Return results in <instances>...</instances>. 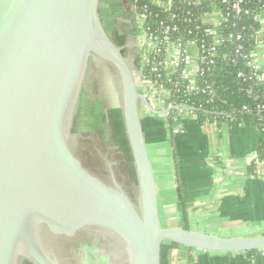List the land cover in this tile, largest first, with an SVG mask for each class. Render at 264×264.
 Returning a JSON list of instances; mask_svg holds the SVG:
<instances>
[{
  "label": "water",
  "instance_id": "obj_1",
  "mask_svg": "<svg viewBox=\"0 0 264 264\" xmlns=\"http://www.w3.org/2000/svg\"><path fill=\"white\" fill-rule=\"evenodd\" d=\"M108 1L0 0V264H57L47 254L45 231L71 237L89 228L123 243L128 264H165L170 245L264 250V236L225 238L161 225L141 107L165 112L139 92L109 35ZM94 61L112 71L120 88L134 193L95 176L70 144L80 136Z\"/></svg>",
  "mask_w": 264,
  "mask_h": 264
},
{
  "label": "crops",
  "instance_id": "obj_2",
  "mask_svg": "<svg viewBox=\"0 0 264 264\" xmlns=\"http://www.w3.org/2000/svg\"><path fill=\"white\" fill-rule=\"evenodd\" d=\"M257 21L259 29L250 63L262 69L264 10ZM138 63L139 59L136 68ZM167 115L163 114L164 119L160 120L157 116L161 115L141 107L147 151L157 184L159 216L163 214L169 221L165 227L186 226L225 238L264 236V161L250 170L260 141L259 130L249 124L199 123L188 115L171 128ZM177 128L180 132L173 133ZM126 146L124 150L130 155L128 143ZM181 203L186 207V221L180 212ZM172 248L169 247L165 264H264V250L248 255L176 247L178 253L173 257Z\"/></svg>",
  "mask_w": 264,
  "mask_h": 264
},
{
  "label": "trees",
  "instance_id": "obj_3",
  "mask_svg": "<svg viewBox=\"0 0 264 264\" xmlns=\"http://www.w3.org/2000/svg\"><path fill=\"white\" fill-rule=\"evenodd\" d=\"M167 1L171 2L170 6L167 9H161L151 0H127L130 6H135L137 14L146 17L151 32L157 31L158 33L160 22L175 26L177 30L170 32L169 37L183 44L192 41L196 45L195 49L204 45L206 49L204 56L207 55L213 43L211 38L205 37L202 33L204 28L211 27V25L202 23L201 18L213 10H225V13L231 15L230 21L226 24L222 23L218 28V35L221 38L227 39L238 34L243 37L242 42H228L217 46L212 62L201 64L204 72L198 79L200 90L197 92L189 94L185 90L187 80L179 73L168 78L162 76L158 82L171 91L172 103L188 106L193 110L199 123L208 122L220 125L223 122L233 121L232 123L254 125L260 132V141L256 148L255 159L250 165V170L253 171L259 163L264 161V81H260L263 71L253 68L250 64L251 53L255 48L256 33L259 29L256 18L264 8V0H244L243 7L249 10V15L242 16L240 19L233 17L228 6L235 0H195L199 4L194 6H187L185 0ZM239 44L241 51L236 52ZM158 55L157 59H163V48L160 49ZM151 68L152 64L144 68V74L154 80L156 75L152 73ZM209 90L213 92L212 102L209 101ZM175 113L176 111H171L167 116L168 125L171 128L177 123ZM121 123L124 129L122 119ZM122 134L125 135L124 132ZM180 212L186 221V207L182 203ZM171 247L179 246L170 245ZM258 252L246 254L254 255Z\"/></svg>",
  "mask_w": 264,
  "mask_h": 264
},
{
  "label": "flooded vegetation",
  "instance_id": "obj_4",
  "mask_svg": "<svg viewBox=\"0 0 264 264\" xmlns=\"http://www.w3.org/2000/svg\"><path fill=\"white\" fill-rule=\"evenodd\" d=\"M104 19L109 35L120 48L134 73L139 59V50L136 48L138 36L131 24V16L124 0L108 1ZM101 66L105 67L100 63ZM98 85L92 69L87 79V93L83 97V110L79 112L80 136L74 138L70 144L95 176L109 185L116 182L123 189L134 193L135 185L130 179L132 159L124 150L127 145L121 140L124 135L114 122H110L108 117L102 115L104 114L100 111L102 108L98 107L102 105L101 98L97 96ZM124 138L126 139V135ZM114 143L117 149L114 148ZM111 146L114 149H111ZM45 232L43 239L47 254L57 264H128L124 244L98 229H84L71 237L54 236L48 231Z\"/></svg>",
  "mask_w": 264,
  "mask_h": 264
},
{
  "label": "built area",
  "instance_id": "obj_5",
  "mask_svg": "<svg viewBox=\"0 0 264 264\" xmlns=\"http://www.w3.org/2000/svg\"><path fill=\"white\" fill-rule=\"evenodd\" d=\"M153 4L157 5L158 8L167 9L171 2L167 0H151ZM187 6H194L199 4L195 0H185ZM136 3V1H135ZM229 3V2H228ZM227 4V3H223ZM244 0H235L229 3V8L233 13L235 19H240L242 16H248L249 10L243 7ZM134 10L131 12V19L134 20L135 28L137 29V38L139 39V48L142 54L139 55V63L136 71L134 73L137 88L140 93H142L148 100L150 106L154 109L164 108L165 114H169L171 111H176L175 119L178 122L182 120L183 116L188 115L197 120L196 115L193 110L184 104H173L171 101L172 93L169 89L165 88L162 83L158 80L162 76L172 77L176 74H180L184 79L187 80L186 91L190 93H195L200 90L199 78L203 68L201 64L211 63L212 58L215 55L216 47L225 45L228 42L237 43L242 42L243 37L238 34L233 37H228L227 39L221 38L218 35V28L222 23L230 21L231 15L225 13V10H213L211 13L205 14L201 18V22L205 24H210L211 27L204 28L202 33L205 37L212 39L213 46L208 50L207 55L204 45L195 49L196 45L194 42L190 41L183 44L180 41H174L169 37L170 32L176 31L175 26H168L163 22L159 23V31L151 32L149 22L146 17L141 14H137L135 11V6H131ZM264 10V8H263ZM262 10V11H263ZM258 16V15H257ZM175 18V16H173ZM257 19V18H256ZM235 26V24H233ZM201 28V26H200ZM164 49L163 59H157L160 49ZM241 51V45L237 46L236 52ZM152 64L151 71L156 75V79H151L144 74V68ZM251 64V63H250ZM252 66V65H251ZM255 68V67H253ZM256 69V68H255ZM263 73L260 76V81H264V68L261 69ZM156 95L158 97H156ZM209 101H213V92L209 90L208 92ZM154 109V110H155ZM168 116V115H167ZM231 123L233 121H230ZM176 124V123H175ZM180 132V128L173 129V133ZM179 249V247H177ZM176 247L172 248L171 255L174 257L178 253Z\"/></svg>",
  "mask_w": 264,
  "mask_h": 264
},
{
  "label": "rangeland",
  "instance_id": "obj_6",
  "mask_svg": "<svg viewBox=\"0 0 264 264\" xmlns=\"http://www.w3.org/2000/svg\"><path fill=\"white\" fill-rule=\"evenodd\" d=\"M124 4L127 6L128 13L131 14V12H133L134 10L128 4L127 0H124ZM131 21H132L131 24L133 25V28L135 29V32L137 34L138 31L135 28L134 20L131 19ZM138 43H139V39H138ZM136 48H138V50H139L138 54L139 55L142 54V52L139 48V44L136 45ZM96 66H98V68ZM99 67H100V63L94 61V63H93V74L97 78L98 84H99L98 88H97V96L99 98H101V100H102V105L101 106L99 105L98 107L103 109V110L102 109L101 110L99 109V110L102 113H104V114H102L103 116L108 117L110 122H115L113 119H115V120L117 119L118 123H116V122L115 123H116V126L119 128V130L122 134L124 132V129H123L122 123H121L122 116L120 117L121 98H120L119 85L117 83L116 77L113 75L112 71H110L108 67H106V66L105 67L101 66L100 68ZM95 94H96V90H95ZM156 97H158V96L156 95ZM157 117L160 120L164 119L163 115L157 116ZM122 139H123V143L124 142L126 143V140L123 136H122ZM113 140H114V138H113ZM115 141H116V139H115ZM117 143H119L118 140H117ZM114 148L117 149V146L115 143H114ZM114 148L111 146V149H114ZM125 148H126V146H125ZM131 172H132V170H131ZM160 217H161V219H160L161 225L163 227H165L169 221L165 220V217L163 214H161ZM164 246H165L164 251L166 252V250L168 249L167 246H169V244L165 243ZM169 252H170V250H169ZM221 254H223V253H221ZM169 260H172V259L169 258Z\"/></svg>",
  "mask_w": 264,
  "mask_h": 264
}]
</instances>
